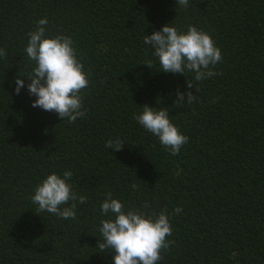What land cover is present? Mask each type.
Instances as JSON below:
<instances>
[{
	"label": "trees",
	"instance_id": "1",
	"mask_svg": "<svg viewBox=\"0 0 264 264\" xmlns=\"http://www.w3.org/2000/svg\"><path fill=\"white\" fill-rule=\"evenodd\" d=\"M44 17L46 35L70 36L91 73L87 112L75 122L32 107L29 80L15 92L35 67L27 34ZM167 24L207 32L221 49L218 74L163 72L143 39ZM0 48V264H114L97 248L108 192L126 209L182 208L157 264H264V0H0ZM177 90L197 102L174 106ZM144 105L167 107L189 137L178 155L134 119ZM117 137L120 151L105 147ZM65 171L88 198L76 219L31 199Z\"/></svg>",
	"mask_w": 264,
	"mask_h": 264
},
{
	"label": "clouds",
	"instance_id": "2",
	"mask_svg": "<svg viewBox=\"0 0 264 264\" xmlns=\"http://www.w3.org/2000/svg\"><path fill=\"white\" fill-rule=\"evenodd\" d=\"M177 4L187 8L189 0H177ZM47 25L48 19L44 17L27 34L25 52L35 67L26 78L18 77L15 80V92L19 95L25 86L24 79H27L30 81L27 85L29 95L36 97L32 107L55 112L60 119L75 122L87 112L84 109V90L89 87L91 73L84 70L73 39L63 34L46 35ZM143 42L152 47V54L158 58L163 72L183 75L194 73L195 81L217 75L213 69L223 59L221 49L211 36L195 26L181 31L167 24L161 30L145 35ZM6 55L5 49L0 48V57ZM144 65L151 69L153 61L146 60ZM193 86L188 79L187 88ZM176 97L174 106L197 102V96L191 91L182 93L177 90ZM142 110L134 119L158 137L160 144L172 155H178L189 137L171 122L168 108L157 109L144 105ZM124 144L117 137L109 139L105 147L120 151ZM72 175L71 171H65L62 176L52 173L35 187L31 199L38 205V211L63 219H76L77 202L83 204L88 198L75 192L70 183ZM131 187L138 189L135 183ZM69 202L71 205L67 206ZM100 208L104 216L111 213V217L100 221L99 234L102 239H99L97 248L100 252L114 253V264H157L163 259L162 252L169 251L170 245L175 243L167 239L173 233L170 216L178 215L182 211L181 207H176L172 213L164 209L157 214L146 211L150 205L145 202L141 208L126 209L121 200L114 199L112 193L108 192Z\"/></svg>",
	"mask_w": 264,
	"mask_h": 264
}]
</instances>
